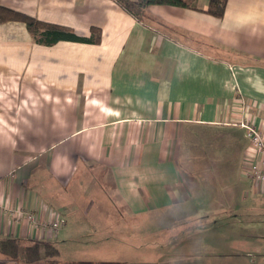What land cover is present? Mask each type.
I'll use <instances>...</instances> for the list:
<instances>
[{
    "label": "crops",
    "instance_id": "obj_1",
    "mask_svg": "<svg viewBox=\"0 0 264 264\" xmlns=\"http://www.w3.org/2000/svg\"><path fill=\"white\" fill-rule=\"evenodd\" d=\"M207 3L150 5L151 19L139 21L113 0H0L78 35L101 30L98 43L43 45L24 23H0V240L53 243L60 234L9 210L63 214L69 238L91 232L79 225L89 210L101 223L107 202L118 219L109 228L146 231L153 222L135 224L137 216L221 195L215 183H193L204 160L233 154L248 180L244 160L254 153L238 119L243 104L264 132V0H227L220 18L203 11ZM193 126L217 134L209 143L219 147L186 141ZM251 186L243 198H264ZM62 243L65 252L72 244Z\"/></svg>",
    "mask_w": 264,
    "mask_h": 264
},
{
    "label": "rangeland",
    "instance_id": "obj_2",
    "mask_svg": "<svg viewBox=\"0 0 264 264\" xmlns=\"http://www.w3.org/2000/svg\"><path fill=\"white\" fill-rule=\"evenodd\" d=\"M204 1L207 0H200ZM15 114L9 111V115ZM187 133L186 141L196 135L202 148L219 147L209 143L217 134L206 127L193 126ZM232 137L241 144L242 137L237 132ZM239 165L233 154L225 160L202 161L196 168L193 183H215L221 195L215 200L170 208L162 216L158 212L137 216L135 224L153 222L146 224V231L115 232L111 228L118 219L111 215L115 208L107 202L102 207L105 215L101 223L91 210L83 215V223L79 225L91 230L90 233L83 229L85 233L66 238L59 228L57 234H60L53 238V243L64 260L73 256L89 264H264V198H254L251 193L247 198L242 197L252 181L239 175ZM214 204L218 205L217 210ZM162 219L164 222H157ZM159 225L164 227L162 231L161 227L157 228ZM64 238L72 243L66 252Z\"/></svg>",
    "mask_w": 264,
    "mask_h": 264
},
{
    "label": "trees",
    "instance_id": "obj_3",
    "mask_svg": "<svg viewBox=\"0 0 264 264\" xmlns=\"http://www.w3.org/2000/svg\"><path fill=\"white\" fill-rule=\"evenodd\" d=\"M122 9L139 21L151 19L147 14L150 5H171L189 9H197L198 0H113ZM227 0H208L204 12L222 17ZM19 21L25 24L36 43L52 45L58 41H78L98 43L101 30L90 28V35H78L68 26L40 21L28 14L0 5V23ZM0 255L16 264H70L64 260L54 243L47 240H29L25 244L17 238L0 240Z\"/></svg>",
    "mask_w": 264,
    "mask_h": 264
},
{
    "label": "built area",
    "instance_id": "obj_4",
    "mask_svg": "<svg viewBox=\"0 0 264 264\" xmlns=\"http://www.w3.org/2000/svg\"><path fill=\"white\" fill-rule=\"evenodd\" d=\"M247 111L245 106L241 107L240 118L238 124L244 128L245 136L248 139L249 146L253 154L245 156L244 171L248 178L251 179L255 186H259L264 190V132L261 128L249 123L246 120ZM14 218L23 217L38 232H57L60 227L65 224L63 214H56L48 220H44L40 216L27 210H9Z\"/></svg>",
    "mask_w": 264,
    "mask_h": 264
}]
</instances>
